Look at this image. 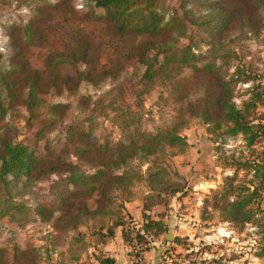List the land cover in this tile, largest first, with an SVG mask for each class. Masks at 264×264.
<instances>
[{"label":"trees","instance_id":"trees-1","mask_svg":"<svg viewBox=\"0 0 264 264\" xmlns=\"http://www.w3.org/2000/svg\"><path fill=\"white\" fill-rule=\"evenodd\" d=\"M80 2L78 7L74 0H0L1 15L14 12L11 22L0 26L6 40L0 48V224L10 235L0 245V264H42L43 254L65 248L73 251L71 264H114L102 252L80 262L86 248L81 229L91 238L100 237L104 245L124 227L123 242L136 244L130 247L135 252L130 264H144L143 255L152 247L137 246L147 244V236L157 239L167 230L161 216L154 220L146 214L166 205L164 198L182 194L183 178L172 175L166 164L186 154L188 143L181 133L194 122L204 127L213 145L240 136L247 153L218 157L225 168L250 177L213 193L211 209L218 212V221L235 229L264 228V116L259 113L264 108V59L242 51L245 41L258 39L264 31V0ZM72 21L106 25L122 47L102 63L90 36L77 29L65 35L59 49L45 54L41 70L33 69L27 51L45 45L53 24ZM200 42L207 48L198 54L194 48ZM129 69L135 86L148 90L158 84L168 90V101L180 106V113L162 117L161 126L148 138L140 102L133 111L105 101L106 90L123 91L130 81ZM247 84L248 98L238 108L235 88ZM89 88L98 95L85 93ZM18 108L25 113L22 140L11 119ZM97 117L106 118L120 132L115 142L99 129ZM55 127L62 128L64 145L56 156L42 154L37 145ZM137 184L143 187L137 200L143 219L138 229L124 226L119 216L123 204L133 201L131 191ZM37 185L43 186L36 189ZM26 197L34 200V207L15 202ZM212 218L209 213L201 220ZM110 220L102 231V223ZM92 221L99 226L93 229ZM31 225L50 227L43 245L21 243L13 229L25 232ZM180 243L179 238L164 241L170 247L158 264H197L189 255L202 250ZM262 247L256 257H264Z\"/></svg>","mask_w":264,"mask_h":264},{"label":"rangeland","instance_id":"rangeland-1","mask_svg":"<svg viewBox=\"0 0 264 264\" xmlns=\"http://www.w3.org/2000/svg\"><path fill=\"white\" fill-rule=\"evenodd\" d=\"M76 6L83 4L80 0H74ZM25 14V11L19 12ZM14 12L0 14V26L7 25L13 19ZM69 19V18H68ZM60 21V20H59ZM61 22V21H60ZM50 27V35L42 48H31L27 51L26 57L30 66L35 70L42 69V60L45 54L54 49H59L62 46L66 34L77 29L83 30L90 36L92 43L97 47V54L102 63H105L108 57H114L117 49L122 47L120 41L112 37L109 28L101 23L93 22H58ZM205 37V35L203 36ZM207 44L210 43V38H206ZM6 43L2 36L0 28V48ZM206 45L200 42L194 48L198 54L204 53ZM242 51L255 56L259 59H264V31L260 34L258 39H249L243 43ZM232 71V70H231ZM189 72L184 71V74ZM133 72L128 70L130 81L123 87L121 93L105 91V101L112 104L114 107L118 105H126L131 110H135L136 103L142 104L143 114V132L145 138L151 135L156 128L161 126V118L168 116L173 117L180 113L179 104H173L167 99L168 90L158 84H153L150 88L142 89L133 84ZM251 85H240L235 88L234 103L236 107H240L241 103L248 98V90ZM87 94L98 95L99 92L94 89H87ZM102 94V93H100ZM259 113L264 116V108L259 109ZM24 110L18 108L11 116L17 129L20 131L19 140L24 139L26 132L24 129ZM95 122L99 129L102 128L108 135L109 140L115 142L120 135V132L112 128L106 118L97 117ZM188 143V149L184 155H175L171 157L166 166L172 175L175 173L181 176L184 180V190L182 194L174 197L164 198L167 204L164 206H155L150 208L147 216L151 219L157 220L161 216L162 222L166 225V234L160 238L152 239L147 236L144 240L147 241L145 245H138L137 247H158L159 254L162 255L167 247L164 241L171 242L174 238L181 240L180 247H197L201 249V253L197 256L189 255V259H194L197 264H213L215 261H227L228 264H252L253 257L256 256L264 245V228L259 229L246 225L243 229H235L228 223H220L218 221V212L211 209L213 203V193H219L225 184L239 185L250 179L245 177L242 172H237L230 168H225L222 162H219L218 157L222 154L225 156L234 155L235 158L239 156H246V150L240 136L228 137L218 141L216 145L210 143L209 138L205 134V129L197 123H192L191 126L182 131ZM102 141V139H101ZM64 145V134L62 128L55 127L44 133L42 140L38 143V151L43 153H51L56 156L59 150ZM186 156V157H185ZM228 164L229 161L225 160ZM146 167L141 168V174L145 176ZM172 181L178 182L177 178L173 177ZM43 185H37L35 188H41ZM142 184H137L132 187V200L123 204L124 210L119 216H122L124 226H133L136 229L140 228L143 223L141 218V203L140 195L143 192ZM44 191L43 189H41ZM136 199V200H135ZM16 203L21 201L26 202L31 207H34V200L31 197L15 199ZM93 200L88 202L89 207H93ZM207 211L208 213H205ZM211 213L213 218L210 221L201 220ZM114 219V218H113ZM110 221L102 223L105 231L106 226ZM93 229L99 226L100 223L90 222ZM19 233L21 243L30 242L36 245H43V237L47 232H50V227L40 229L36 225H31L29 230L21 232L18 228H13ZM85 235L84 247L85 251L80 254V262L85 261L86 257L91 255H98L103 253V247H136L127 246L122 240V232L126 231V227L117 228L116 235L111 242L100 244L101 239L98 236L89 237L86 229H81ZM121 232V233H120ZM166 235L172 237L170 241L166 240ZM8 228L0 224V245L4 243L9 237ZM122 242V245H121ZM20 243V244H21ZM83 247V246H82ZM83 247V248H84ZM162 247V248H161ZM195 249V250H196ZM206 249V250H205ZM208 249V251H207ZM139 253V252H137ZM73 251L65 249L53 251L52 254L42 255V264H71L70 258ZM135 252L131 251L127 254L130 261L134 262ZM141 258V255L139 256Z\"/></svg>","mask_w":264,"mask_h":264},{"label":"crops","instance_id":"crops-1","mask_svg":"<svg viewBox=\"0 0 264 264\" xmlns=\"http://www.w3.org/2000/svg\"><path fill=\"white\" fill-rule=\"evenodd\" d=\"M136 202L138 203V201ZM111 241L112 240H110L109 242ZM121 245H122V242H121ZM103 248H104L103 253L107 257L113 259L114 264H130L131 263L129 256H127V254L130 252V249H128L129 251H127V248L129 247H103ZM159 251L160 250L158 249V247H152V249L149 252H146L143 255V263L144 264H158L159 257L161 256V254L156 255V253L159 254L160 253ZM252 260H253L252 264H264V257L254 256Z\"/></svg>","mask_w":264,"mask_h":264},{"label":"water","instance_id":"water-1","mask_svg":"<svg viewBox=\"0 0 264 264\" xmlns=\"http://www.w3.org/2000/svg\"><path fill=\"white\" fill-rule=\"evenodd\" d=\"M166 240H168V241H170V239H172V237L171 236H169V235H166Z\"/></svg>","mask_w":264,"mask_h":264}]
</instances>
